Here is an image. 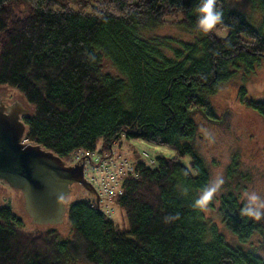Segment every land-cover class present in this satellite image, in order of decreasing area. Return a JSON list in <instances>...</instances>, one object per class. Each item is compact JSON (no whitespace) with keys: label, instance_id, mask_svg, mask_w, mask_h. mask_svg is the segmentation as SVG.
Returning a JSON list of instances; mask_svg holds the SVG:
<instances>
[{"label":"trees","instance_id":"obj_1","mask_svg":"<svg viewBox=\"0 0 264 264\" xmlns=\"http://www.w3.org/2000/svg\"><path fill=\"white\" fill-rule=\"evenodd\" d=\"M198 4L0 0V86L20 92L32 108L21 118L25 140L62 159L77 151L110 153L122 137L175 152L156 158V167L136 162V177L124 179L114 203L124 212L126 230L93 198L66 205L70 239L53 226L28 232L9 205L0 207V264H264L244 246L259 227L241 215L244 204L237 196L220 197L218 208L221 222L241 243L237 247L203 209L193 207L210 175L188 142L197 133L195 111L217 119L207 95L231 77L229 67L264 58V34L225 0H216L223 11L216 29L227 35L203 34L196 29ZM150 22L198 37L169 52L167 40L140 36L150 31ZM104 59L124 78L105 72ZM245 94L241 89L243 100ZM246 104L264 116V102Z\"/></svg>","mask_w":264,"mask_h":264},{"label":"rangeland","instance_id":"obj_2","mask_svg":"<svg viewBox=\"0 0 264 264\" xmlns=\"http://www.w3.org/2000/svg\"><path fill=\"white\" fill-rule=\"evenodd\" d=\"M225 2L230 9L240 12L256 29L264 34L262 0H225ZM20 7L21 11L26 13L27 6L24 4ZM150 25V31L141 30L140 36L145 39L157 37L167 40L169 52L172 49L182 48L184 43H193L198 37L184 28L169 23L150 22ZM214 32L221 38L227 35L226 29H216ZM147 34L152 36L149 37ZM169 52L168 55L172 54ZM102 67L105 72L124 78L108 60H103ZM228 71L232 73L231 77L219 83L213 94L207 95V100L211 104L217 119H208L200 110L195 111L193 116L198 125L197 133L195 138L188 142L192 144L195 152L204 161L210 175V182L218 175H222L225 179V184L221 190L203 210L206 218L217 225L218 231L223 235L226 242L232 247H237L241 243L237 240V236L221 222L218 208L220 197L228 193H233L243 204L245 203L243 198L245 191H256L264 196V116L246 104V99L264 102V58H259L257 61H239L236 65L230 66ZM0 88L8 90L6 96L8 99L12 100L13 97H16L25 102L22 94L17 90L7 86H0ZM241 89L246 92L244 100L240 95ZM26 114L30 113L24 115ZM98 152L100 153V151H96L85 157V152L77 151L63 160L67 165H73L77 158H90V161L87 160L89 176L98 177L102 181L105 179L104 173L91 170L89 163L100 157ZM101 154H104L103 156L113 154V156H117L118 161L125 159L122 160L124 163L132 162L134 165L136 162L144 160L151 167L157 166L156 158L158 157H175V152L168 146L152 144L143 139H126L125 137H122L114 145L111 153ZM189 160V157H185L183 163L188 166ZM122 181L123 179L119 177L115 186L116 192H119ZM92 198L95 199V196L83 186L72 184L70 193L63 198V202L66 206L76 199ZM116 198L113 201L114 213L111 217L120 229L126 230L128 228L127 220L122 209L114 203ZM6 205H9L22 220L23 229L26 231L29 232L38 227L53 226L58 228L62 239L71 238L65 217L62 223L55 225L28 223L23 193L0 181V207ZM99 207L103 212L106 210L103 201L99 203ZM253 222L259 227V231L254 233L244 246L254 250L264 259V220H253ZM72 264L88 263L79 260Z\"/></svg>","mask_w":264,"mask_h":264},{"label":"water","instance_id":"obj_3","mask_svg":"<svg viewBox=\"0 0 264 264\" xmlns=\"http://www.w3.org/2000/svg\"><path fill=\"white\" fill-rule=\"evenodd\" d=\"M7 93L0 88V181L23 193L28 223H62L67 212L63 198L72 184L92 193L98 206L99 195L85 179L83 163L67 165L52 151L24 140L26 126L18 109L31 113L32 108L16 97L8 99Z\"/></svg>","mask_w":264,"mask_h":264},{"label":"clouds","instance_id":"obj_4","mask_svg":"<svg viewBox=\"0 0 264 264\" xmlns=\"http://www.w3.org/2000/svg\"><path fill=\"white\" fill-rule=\"evenodd\" d=\"M195 12L197 17L196 29L203 34L213 32L223 22V11L216 7V0H199ZM224 184V177L222 175L216 176L201 190L198 197L194 200L193 207L196 209L206 208ZM243 198L245 203L240 209L241 215L249 220H264V196H261L256 191H245Z\"/></svg>","mask_w":264,"mask_h":264},{"label":"built area","instance_id":"obj_5","mask_svg":"<svg viewBox=\"0 0 264 264\" xmlns=\"http://www.w3.org/2000/svg\"><path fill=\"white\" fill-rule=\"evenodd\" d=\"M96 152V151H95ZM89 152L86 153L85 157L90 156ZM99 153V152H98ZM111 153V152H110ZM100 157L96 160H93L90 163L91 170L97 171V172H103L105 175V179L100 181L98 177H91L88 174V164L87 160L90 161V158H77L75 160L76 164L77 162L84 164V177L89 182L94 189L96 190L97 194L99 195V203L101 201L104 202L105 208H106V214L111 217L114 213L113 201L117 197V195H121L123 192L122 184L126 177L133 176L136 177L135 165L131 163H124L122 160L118 161L117 156H113V154H110L109 156H103L104 154L99 153ZM121 158V157H118ZM128 164V165H126ZM88 174V175H87ZM121 177L123 179L122 184H120V190L119 192H116L115 186L118 183V179Z\"/></svg>","mask_w":264,"mask_h":264},{"label":"flooded vegetation","instance_id":"obj_6","mask_svg":"<svg viewBox=\"0 0 264 264\" xmlns=\"http://www.w3.org/2000/svg\"><path fill=\"white\" fill-rule=\"evenodd\" d=\"M3 104V103H1ZM6 107V105H4ZM8 109V108H7ZM15 109H18V108H12V110H15ZM19 111H21L22 113L20 114V117L22 118V116L25 114L24 111H22L21 109H18Z\"/></svg>","mask_w":264,"mask_h":264},{"label":"bare ground","instance_id":"obj_7","mask_svg":"<svg viewBox=\"0 0 264 264\" xmlns=\"http://www.w3.org/2000/svg\"><path fill=\"white\" fill-rule=\"evenodd\" d=\"M105 211H106V210H105ZM105 211H104V212H105ZM105 213H106V212H105ZM106 215H107V214H106ZM107 216H108V215H107Z\"/></svg>","mask_w":264,"mask_h":264}]
</instances>
